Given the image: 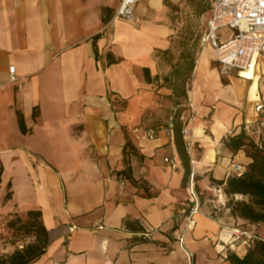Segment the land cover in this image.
<instances>
[{"label": "crops", "instance_id": "obj_1", "mask_svg": "<svg viewBox=\"0 0 264 264\" xmlns=\"http://www.w3.org/2000/svg\"><path fill=\"white\" fill-rule=\"evenodd\" d=\"M118 1L0 0V230L11 213L41 209L49 244L30 264H187L179 235L193 264H230L233 223L210 215L203 202L190 222L185 217L190 174L184 182L174 132L166 128L167 109L176 104L161 84L170 67L163 56L173 32L169 8L165 0H139L135 20L105 27ZM209 51L200 52L186 97L197 193L225 179L232 160L249 162L242 149L229 150L223 134L252 121L264 95L258 82L255 89L237 77L224 83ZM232 80L244 90L236 93ZM112 99L125 107L115 110ZM127 168L131 179L119 187L118 172ZM143 229L153 230L151 239H141Z\"/></svg>", "mask_w": 264, "mask_h": 264}, {"label": "built area", "instance_id": "obj_2", "mask_svg": "<svg viewBox=\"0 0 264 264\" xmlns=\"http://www.w3.org/2000/svg\"><path fill=\"white\" fill-rule=\"evenodd\" d=\"M139 0H119L112 17L106 22L105 27L116 19H123L128 22L135 20V6ZM210 9L204 20V28L199 36V43L203 47L209 45L214 49V55L219 74L226 79L237 77L243 81L257 80L258 85L264 90V0H211ZM14 66H9L10 79L15 80L13 74ZM185 105L192 112L193 105L186 98ZM254 115L251 131L258 138L264 135V95L255 100ZM167 127L168 133L172 132V121ZM190 117H185L182 113L179 119L182 121L181 136L184 139L186 152L191 154V148L194 141L188 136V122ZM156 130L151 129L145 132L149 138L155 135ZM232 132V128L223 135L227 139ZM167 162L171 161L174 165V158L165 157ZM228 175H240L245 167L242 163L231 161L227 164ZM193 174L191 171L188 180V204L185 209V217L188 222L191 216L201 210L202 201L199 199L195 185L193 184ZM118 186L125 184L126 179L121 175L117 177ZM213 191L217 195L216 201L210 205V213H217L223 207H226V195L223 192V186L220 183H214ZM235 197H242L240 194H233ZM242 224V225H241ZM244 223H236L227 227L229 238L227 243L233 250L250 248L255 239L264 242V231L255 232V227H264V223L254 222L245 223L246 226H252L248 229ZM75 228V224L69 226V231ZM152 229H143L138 235L141 239H151ZM180 246L184 249L188 259L193 256V252L183 246V235L177 236Z\"/></svg>", "mask_w": 264, "mask_h": 264}, {"label": "trees", "instance_id": "obj_3", "mask_svg": "<svg viewBox=\"0 0 264 264\" xmlns=\"http://www.w3.org/2000/svg\"><path fill=\"white\" fill-rule=\"evenodd\" d=\"M205 10V8H202L200 12H204ZM194 53L195 47H192L191 50L188 49L186 53L183 52L181 59L175 62L170 70L162 76L161 81L162 85L172 90L174 104H176L169 115L171 117L170 121H172L171 128L174 132L176 150L179 153L181 165L184 169L182 179L184 182L188 179L191 168L189 153L185 150L183 137L180 133L182 121L179 119V116L187 97L185 83L191 78L192 70L195 66L196 58ZM108 62L113 63L115 60L109 58ZM142 71L146 82L151 81L152 76L148 68H143ZM158 76L155 75L154 77L158 78ZM111 101L112 103L115 102L113 99ZM33 115H36L35 109ZM168 120L169 117L166 120V128L169 125ZM17 121L20 129L26 132L27 127L24 124L23 113L20 110H17ZM252 125V123L246 124L244 122L237 125L232 128L230 136L225 141L231 152L236 153L237 150L242 149L246 156L250 157L249 162L244 165V171L240 175H227L225 179L216 180L222 184L225 195L236 193L243 197L234 201L229 215L233 218L242 219V223L244 224L254 222L264 223V135H260L257 138L251 131ZM130 144L131 141L127 138L124 150L129 149ZM127 170L128 168L118 172L117 177L121 175L125 179H131ZM8 195L9 193H7L6 197ZM11 215L14 218H8L7 223L14 225L17 222H21L20 217L16 213H11ZM125 224L127 227H130L131 223L129 219L125 218ZM21 227H27L28 231L33 234L34 240L25 243L21 247H16L9 255H0V264H30L41 256V253L45 251L49 244L48 229L44 222H42L41 209H29L26 212L24 221L21 222ZM253 246V249L252 247L248 248L243 255L238 250H230L226 255V259L230 264H264V242L257 241Z\"/></svg>", "mask_w": 264, "mask_h": 264}, {"label": "rangeland", "instance_id": "obj_4", "mask_svg": "<svg viewBox=\"0 0 264 264\" xmlns=\"http://www.w3.org/2000/svg\"><path fill=\"white\" fill-rule=\"evenodd\" d=\"M211 0H178V1H170L165 0V4L167 8H169L168 13V21L171 24V27L173 28V32L171 33V43L168 47L167 51L164 52L163 56H165V60H167L169 63V69L173 66V64L181 59V54L183 52H187L188 49H192V47H195V64L197 62L198 57L200 56V52L204 47L209 48L210 52V67L214 71L215 69V61H214V51L212 48L208 45L201 46L199 43V36L200 32L204 28V19L207 15V12L209 11V3ZM202 8H205L206 10L204 12H200ZM193 45V46H192ZM185 57V56H184ZM221 80L230 83L228 79H226L223 76H220ZM235 78V77H233ZM215 86V85H214ZM211 85V87H214ZM231 86H233L236 93H239L241 90H244V87L236 80H232ZM186 88V95L188 90V82L185 83ZM111 105L114 106L115 110L123 109L125 107V102L123 100L115 101ZM184 113L182 112L184 109ZM189 107L184 105L182 107L181 113L185 117L191 116V111L188 109ZM171 113V109H167V114ZM180 113V114H181ZM166 114V115H167ZM168 117V115H167ZM163 123V122H160ZM238 162H241L243 165H246L247 163H243L240 160H237ZM199 199L204 203V205L209 206L213 203V201H216L217 195L213 191V186L211 188H201L199 189ZM243 197H235L234 195H226V207H229V209L222 208L217 213H223L224 216H226L227 221H230L233 223L232 225L237 223V220L233 221V218H229L230 214V208L233 207V203L237 199H241ZM26 214L19 216L21 219V222L24 221ZM13 217L12 215L6 217L5 219H2V223L4 225V230H0V255H9L10 252H12L16 247H21L22 245H25V243H29L34 240L33 234L28 231L27 227H21V222H17L14 225H10L6 221L8 218ZM239 223V222H238ZM241 223V222H240ZM242 225V224H241ZM248 229H252V226H246ZM255 232L259 233L264 231V227H255ZM257 241H260L258 239H255L253 243H251L252 247L254 243ZM254 247V246H253ZM252 247V249H253ZM234 251V250H233ZM240 254H244V249L238 250ZM256 256H258L256 254ZM194 258L193 256L188 259L187 264H193Z\"/></svg>", "mask_w": 264, "mask_h": 264}, {"label": "bare ground", "instance_id": "obj_5", "mask_svg": "<svg viewBox=\"0 0 264 264\" xmlns=\"http://www.w3.org/2000/svg\"><path fill=\"white\" fill-rule=\"evenodd\" d=\"M256 85H257V80L254 79L253 83H251V86H252L253 89H255Z\"/></svg>", "mask_w": 264, "mask_h": 264}]
</instances>
